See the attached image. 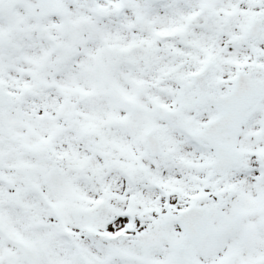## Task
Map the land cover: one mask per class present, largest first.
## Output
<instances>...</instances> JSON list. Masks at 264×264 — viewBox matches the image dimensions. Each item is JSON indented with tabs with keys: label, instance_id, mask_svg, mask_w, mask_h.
<instances>
[{
	"label": "snow or ice",
	"instance_id": "snow-or-ice-1",
	"mask_svg": "<svg viewBox=\"0 0 264 264\" xmlns=\"http://www.w3.org/2000/svg\"><path fill=\"white\" fill-rule=\"evenodd\" d=\"M0 264H264V0H0Z\"/></svg>",
	"mask_w": 264,
	"mask_h": 264
}]
</instances>
